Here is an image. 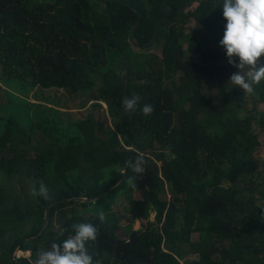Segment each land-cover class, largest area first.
<instances>
[{
    "label": "trees",
    "instance_id": "trees-1",
    "mask_svg": "<svg viewBox=\"0 0 264 264\" xmlns=\"http://www.w3.org/2000/svg\"><path fill=\"white\" fill-rule=\"evenodd\" d=\"M188 1L0 0V264H32L78 223L99 229L86 245L93 264H264V81L251 94L227 83L237 69L224 49V63L203 49L210 40L221 47L222 0L176 11ZM170 11L150 46L159 52L142 49ZM124 84L126 97H141L132 115L122 113ZM34 88L88 95L93 113L61 123L56 110L27 100ZM137 153L147 163L132 188L126 165ZM22 179L29 199L15 202L9 194ZM41 182L51 199L30 194ZM118 182L95 203L68 200L97 198ZM121 196L130 199L126 233L109 212ZM17 250L31 257L13 259Z\"/></svg>",
    "mask_w": 264,
    "mask_h": 264
},
{
    "label": "clouds",
    "instance_id": "clouds-1",
    "mask_svg": "<svg viewBox=\"0 0 264 264\" xmlns=\"http://www.w3.org/2000/svg\"><path fill=\"white\" fill-rule=\"evenodd\" d=\"M220 6L226 23L219 46L225 51L227 63L237 69L227 83L251 94L254 85L264 81V0H222ZM140 101L139 95L126 97L122 102L124 112L128 115L134 114ZM153 111L151 104H144L140 108L143 116H149ZM166 150L170 153L171 147ZM146 163L142 153H137L127 161L126 167L136 174L127 179L129 187H136L137 176H142L145 172ZM30 194L44 200L51 199L47 185L42 182ZM98 218L103 221L104 214L99 213ZM57 227V236H63L66 230L59 225ZM72 230L74 234L61 243H52L50 250L39 251L32 264H93V257L86 245L97 239L98 227L92 223H78L72 225Z\"/></svg>",
    "mask_w": 264,
    "mask_h": 264
},
{
    "label": "rangeland",
    "instance_id": "rangeland-1",
    "mask_svg": "<svg viewBox=\"0 0 264 264\" xmlns=\"http://www.w3.org/2000/svg\"><path fill=\"white\" fill-rule=\"evenodd\" d=\"M52 1V0H47ZM188 25L191 28H196L197 24L195 21L191 20L189 21ZM203 49H215L219 53V63H224V57L223 54V48L216 47V45L213 43L212 40H210L207 43L203 44ZM149 52L158 53L159 50L157 48H150ZM27 100L34 105H39L41 108H48L51 110H56L60 115V121L61 123H67L68 120H71L72 122L78 121L80 119H84L87 115H91L93 113V103L95 101H90L88 95L83 96H72L68 93H65L61 90H41V89H32L28 92ZM253 105L250 101H248V105H246L247 108H251ZM103 109H105V105L102 104ZM260 111H264V103H261L259 106H257ZM100 114H99V113ZM97 112L98 117L100 118L101 110ZM97 118V117H96ZM103 122L106 125H110V118H102ZM254 129L256 132L259 131L260 127L259 125H255ZM257 159H258V169L262 170L264 169V148H261L257 152ZM161 165V163H160ZM6 179L3 175L0 174V183H5ZM26 184L25 180H21L19 183H16L13 185L15 188L14 191H12L9 194V198L15 202L23 201L28 202L29 199L27 195V190L24 187ZM167 198L169 199L170 194V187L166 185L164 187ZM130 199L125 196L119 197L116 202L112 205L109 212L114 213L116 217L118 218V223L120 227V233H126L127 227L130 225V213H129V206H130ZM259 205L264 204V198H261L258 202ZM81 215H88V212H83ZM150 221H155V213H152L150 216ZM142 228V222L141 221H135L132 224L133 230H139ZM16 259L20 258H30L29 253H21L19 254L18 251L15 252Z\"/></svg>",
    "mask_w": 264,
    "mask_h": 264
},
{
    "label": "water",
    "instance_id": "water-1",
    "mask_svg": "<svg viewBox=\"0 0 264 264\" xmlns=\"http://www.w3.org/2000/svg\"><path fill=\"white\" fill-rule=\"evenodd\" d=\"M191 1H192V0H189V1L187 2V4H186L184 7H182V8L179 9V10H176V11H180V10H184V9H186V8L190 5ZM101 4H102V5L104 4V0H101ZM103 7H104V5H103ZM172 12H173V11H170V12H168V13H165V14L160 18L159 22L157 23V25H156V27H155V30H154V32H153V36H152L151 40L149 41L148 44L141 46L142 49H148V48H150V46H152V44H153V42H154V40H155V37H156V35H157V32H158V29H159V26H160L161 21L164 19V17H165L167 14H171ZM109 19H110V29H109V32H108L107 37H106V41H107L108 45L110 44L109 41H110V34H111V27H112L111 16H109ZM139 20H140V15L137 16V20H136V22H135V26H134L133 29H132V33H133L135 27L137 26V24L139 23ZM135 44H137V43L135 42ZM127 77H128V61H126V72H125V79H124L125 82H126V80H127ZM125 90H126V86H125V84H124V88H123V100L126 98ZM123 111H124V110H123V104H122V113H123ZM134 149H135V147L132 148V150H134ZM134 155H135V154H132V156H131L130 159H132V158L134 157ZM124 172H125V171H124ZM118 184H119V182L116 183V184H114V185L111 186L110 188H108V190H106L104 193H102V194H100L99 196H97V198H93V199H88V198H75V199H68V200H69V201H72V200H73V201H77V202L85 203V204L95 203V202L97 201V199L101 198L102 196H104L105 194H107L108 192H110V191H111L112 189H114ZM55 204H56V203L52 204L51 206H49V207L47 208L46 213H45V224H44V227H43L42 231L40 232V234L38 235L37 238L41 237L42 234L44 233V231L47 229V227H48V225H49V219H50V217H49V212H50V209L52 208V206H54ZM17 251H18L19 254L23 253V252L20 251V250H17ZM17 251H16V252H17ZM27 253H29V255H30V257H31V252H27ZM16 257H17V256H15V254H14L13 259H16ZM13 261H14V260H13Z\"/></svg>",
    "mask_w": 264,
    "mask_h": 264
}]
</instances>
